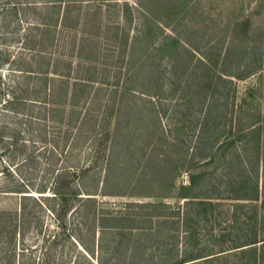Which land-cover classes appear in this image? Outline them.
Returning a JSON list of instances; mask_svg holds the SVG:
<instances>
[{"label":"rangeland","instance_id":"rangeland-1","mask_svg":"<svg viewBox=\"0 0 264 264\" xmlns=\"http://www.w3.org/2000/svg\"><path fill=\"white\" fill-rule=\"evenodd\" d=\"M263 236L264 0H0V264H264Z\"/></svg>","mask_w":264,"mask_h":264},{"label":"trees","instance_id":"trees-1","mask_svg":"<svg viewBox=\"0 0 264 264\" xmlns=\"http://www.w3.org/2000/svg\"><path fill=\"white\" fill-rule=\"evenodd\" d=\"M264 237V236H263ZM255 239V240H254ZM247 241H249V242H244V244L245 245H247V244H253V243H256L257 241H256V238H252L251 240H247ZM241 243H243V242H241ZM241 243H236V244H231V245H233V248H235V247H241L242 245H240ZM243 244V245H244ZM262 244H264V242L262 243Z\"/></svg>","mask_w":264,"mask_h":264}]
</instances>
